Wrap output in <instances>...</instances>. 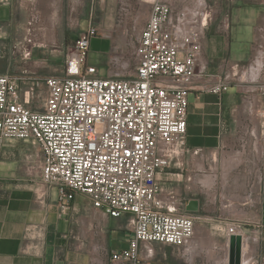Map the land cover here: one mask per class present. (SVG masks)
Listing matches in <instances>:
<instances>
[{
  "label": "built area",
  "instance_id": "built-area-1",
  "mask_svg": "<svg viewBox=\"0 0 264 264\" xmlns=\"http://www.w3.org/2000/svg\"><path fill=\"white\" fill-rule=\"evenodd\" d=\"M181 2L178 7L175 0H119L116 21L126 30L124 49L111 55L104 74L87 62L90 40L99 35L97 27L89 26L68 49L62 74L42 75L44 66L34 60L33 51L49 47L47 19L39 0H20L26 13L23 36L12 42L7 70L0 73V157L6 141L31 142L39 153L25 155L28 171H37L43 184L56 187L61 213L82 194L106 216L125 217L124 227L132 233L129 247L110 252L107 264H141L142 243L169 245L184 257L196 234L195 216L185 210L196 193H163L157 175L189 152L188 92L195 77H210L204 51L209 23L224 30L226 22L220 18L219 0L214 10L207 0H196L194 7ZM258 30L264 33V26ZM259 48L264 50L255 41L246 62L224 59V75L204 85L215 94L234 86L246 95L251 85L262 98L253 112L258 132L251 125L236 131L237 149L247 155L241 174L251 176L239 202L226 200L225 210L234 203L238 210L264 204V55L259 78H248ZM226 148L228 143L222 146ZM211 159L217 160L216 152ZM239 226L235 221L226 225L220 250L224 264L232 235L242 238V260L245 237ZM258 262L250 259V264Z\"/></svg>",
  "mask_w": 264,
  "mask_h": 264
},
{
  "label": "crops",
  "instance_id": "crops-1",
  "mask_svg": "<svg viewBox=\"0 0 264 264\" xmlns=\"http://www.w3.org/2000/svg\"><path fill=\"white\" fill-rule=\"evenodd\" d=\"M230 1L231 9L227 13L220 12L226 29L221 30L215 22L220 37L208 43L207 31L205 33L204 51L208 60L205 73L210 77H195L188 92L186 147L189 152L157 175L163 193L184 196L190 195V190L196 193L187 199L186 205L190 200H197L198 210H185L195 216L197 233L187 243L184 257H179L169 245L142 243L141 264H224L220 250L225 244L229 221L240 223L244 240L253 245L250 259L257 258L264 264V256L259 251L260 242L264 241V204L238 210L233 202L231 208H223L226 200L239 202L244 184L250 179L251 175L241 174V168L246 165L242 160L247 155L237 149L236 131L251 125L258 132L253 112L261 97L252 91L246 95L234 86L221 94L204 88L208 81L224 75L221 70L224 59L246 62L255 41L259 40L264 47V33L258 30L259 25L264 26V0ZM39 8L47 19L49 47L35 48L33 58L37 55L34 60L44 68L47 59L41 56L45 51L70 49L79 32L89 26L97 27L99 35L90 40L87 62L98 67L101 74L111 55L124 49L126 30L116 21L119 0H39ZM25 20L20 0H0V63L4 61H1L2 48H8L6 70L10 46L23 36L21 27ZM97 40H102L106 46L95 52L92 45ZM44 68L41 74L50 75L43 73ZM5 71L0 69V73ZM225 143L229 148L222 149ZM197 148L202 151L192 155L191 151ZM14 149L19 154L17 160H1L0 157V164L6 167L0 176V264H107L110 252L129 247L132 233L124 227L125 217H108L89 202H79L86 198L82 194H76L69 209L61 213L53 187L38 185L39 174L28 171L24 160L25 155L33 158L35 150L39 153L38 148L31 142L16 140L6 141L2 151L11 155ZM214 152L216 161L211 159ZM225 156H228L226 159L238 157L228 171L223 169ZM261 168L263 177L264 149ZM235 169L240 173L234 178ZM205 175L211 177L209 188L199 180ZM261 191L264 195L263 183Z\"/></svg>",
  "mask_w": 264,
  "mask_h": 264
},
{
  "label": "rangeland",
  "instance_id": "rangeland-1",
  "mask_svg": "<svg viewBox=\"0 0 264 264\" xmlns=\"http://www.w3.org/2000/svg\"><path fill=\"white\" fill-rule=\"evenodd\" d=\"M183 0H175L176 2V5L178 7H180V5H182L183 2H181ZM208 1V4L211 6V9L214 10L218 7H215L214 6V1L215 0H207ZM185 4L189 3L191 5V7H194V6H197L196 3V0H184ZM193 4H192V3ZM219 3H220V6L218 9H220V12L222 11L223 13H227L228 10L231 9V1L229 0H225L224 2L219 0ZM226 4V5H225ZM235 4V3H234ZM262 5H264V3H262ZM230 6V7H229ZM207 39H208V43L210 41H213V40H216L217 37L219 38L220 36V33L217 31V25L216 23H209L207 29ZM106 46V43H104L102 40H97L95 42V44L92 45L93 47V50L95 52H98V50H101L102 48H105ZM68 52V50L65 48H60V49H52L50 48L49 50L45 51L44 55L41 56V58H45L47 59V62L45 64V68H44V74H62V71H63V68H64V64H65V57H66V53ZM2 55H3V58L1 61L0 64V69L5 71L6 70V62H7V57H8V48H2ZM34 58H37V55L34 56ZM102 72L103 74L105 73V68L102 69ZM251 86V85H249ZM262 99V98H261ZM262 108H264V101H263V106ZM262 145V144H261ZM263 149H264V146L262 145L261 146ZM255 148H257V146H255ZM34 150V147L32 146L31 148V151ZM37 156V152L35 150V154H34V157ZM227 156H225L223 158V160L226 159ZM3 158H7L8 160H17L19 158V154H18V151L16 149H14L11 153V155H6V154H3V151L1 153V160ZM222 160V164H223V161ZM236 162L238 160V157H236ZM4 171H6V167H5V164H0V176L1 174L4 173ZM164 171V170H163ZM161 171V172H163ZM264 171V170H263ZM10 183L12 181H9ZM262 183H263V186H264V176L262 177ZM38 185H44L45 187H47L45 184L42 183L41 179L40 181H38ZM53 190L55 191V193H57V189L56 187H53ZM57 198V196H56ZM79 202H83L84 204L86 202H89L88 198H82V199H79ZM261 246L259 249V251L261 252V254H263L264 256V241H261L260 242ZM244 245V244H243ZM251 245V244H250ZM252 249H254L253 245H251ZM248 246H247V242L245 243V246H243V252H242V260H241V264H250V256H251V253H252V249L250 250H247ZM250 253V254H249ZM249 254V255H248ZM258 264H261V262L259 261Z\"/></svg>",
  "mask_w": 264,
  "mask_h": 264
},
{
  "label": "bare ground",
  "instance_id": "bare-ground-1",
  "mask_svg": "<svg viewBox=\"0 0 264 264\" xmlns=\"http://www.w3.org/2000/svg\"><path fill=\"white\" fill-rule=\"evenodd\" d=\"M262 23V22H261ZM261 34V33H260ZM259 36V35H258ZM259 41V40H258ZM262 43V42H261ZM263 44V43H262ZM264 46V45H263ZM263 55H264V50L263 49H258V51H257V53H256V56H257V63H256V65H254L253 67H251L250 68V70H249V75H248V78L249 79H252V80H255V79H257V75H258V69L261 67V64H262V61H263ZM262 76V75H261ZM253 86H246V90H248L249 92H251L252 90H253ZM248 98V97H247ZM252 101V100H251ZM249 106V105H248ZM248 108V107H247ZM244 110V109H243ZM248 112V111H247ZM251 113V112H250ZM255 116V115H254ZM256 120V119H255ZM257 148H258V146H257ZM232 151H234V150H232ZM227 154H228V151H227ZM230 155H231V153H230ZM234 155V154H233ZM228 157V156H227ZM236 157L237 156H229V158L228 159H226L225 161H224V166H223V169H224V171H228L229 169H230V167L232 166V165H234L236 162ZM205 186H207L208 188L210 187V183H211V177H209V176H207V175H205L204 177H201L200 179H199ZM210 192V191H209ZM210 195H213L211 192H210ZM196 233H197V231H196ZM199 234V233H198ZM198 236H201L200 234L198 235ZM199 239L200 238H203V237H198ZM247 241L246 240H244V245L243 246H245V243H246ZM247 246H248V248H247V250H250V249H252L251 247V245L249 244V243H247ZM243 252V251H242ZM252 252H253V249H252ZM250 254V253H249ZM248 254V255H249ZM252 254V253H251ZM251 257V256H250Z\"/></svg>",
  "mask_w": 264,
  "mask_h": 264
},
{
  "label": "water",
  "instance_id": "water-1",
  "mask_svg": "<svg viewBox=\"0 0 264 264\" xmlns=\"http://www.w3.org/2000/svg\"><path fill=\"white\" fill-rule=\"evenodd\" d=\"M188 211L198 210V201L190 200L186 205ZM242 238L240 235H232L229 238V259L228 264H241Z\"/></svg>",
  "mask_w": 264,
  "mask_h": 264
}]
</instances>
